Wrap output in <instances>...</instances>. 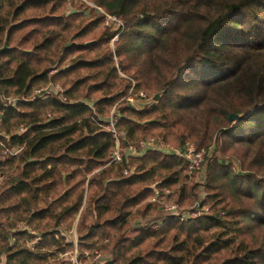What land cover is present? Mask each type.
<instances>
[{
    "label": "trees",
    "instance_id": "trees-1",
    "mask_svg": "<svg viewBox=\"0 0 264 264\" xmlns=\"http://www.w3.org/2000/svg\"><path fill=\"white\" fill-rule=\"evenodd\" d=\"M106 14L122 25L104 26ZM4 38L0 140L23 147L0 160V264H69L75 246L108 242L103 264H264V0H0ZM119 71L160 99L116 103L131 86ZM114 104L127 140L173 133L201 148L216 135L223 158L207 161L208 210L132 224L172 192L178 206L198 197L181 154L147 148L109 162L102 124Z\"/></svg>",
    "mask_w": 264,
    "mask_h": 264
},
{
    "label": "built area",
    "instance_id": "built-area-1",
    "mask_svg": "<svg viewBox=\"0 0 264 264\" xmlns=\"http://www.w3.org/2000/svg\"><path fill=\"white\" fill-rule=\"evenodd\" d=\"M101 10V9H100ZM107 19L106 22L112 21L116 26H121L122 21L119 18H116L115 16L106 14ZM50 85L47 86H41L38 88H34L33 90V96H36V94L40 93L41 91L47 90ZM53 87L60 89V86L55 83L53 84ZM141 96H144V93L141 92ZM32 96V97H33ZM65 99V97H63ZM125 98L132 100L133 97L130 95L125 96ZM2 99L9 105L15 107L17 105V101L23 100V97H16L12 95H2ZM115 105L110 110L108 116L105 118V123L102 124L105 129L109 130L112 133V136L114 138V148L110 152V159L109 162H121L123 159V156L125 153L134 154L143 148H154V149H160V150H166V151H174L173 146H170L169 144H166L162 139L158 138H141L137 142H133L131 140H127L125 138V133L123 130L116 127V122L119 119L118 115L115 114ZM48 116H51V113H48ZM20 130L23 129V127L19 128ZM123 140V141H122ZM123 142V144H122ZM23 147V144L15 145L11 144L6 141L0 140V160L16 155ZM177 153L183 155L187 161H188V168L189 170L194 168H199L201 165V162L204 159V152L202 149H199L197 147H194L192 144L187 143L181 147H179L176 150ZM124 173L127 174L128 170L125 169ZM165 196H167L171 190L169 188L165 189ZM158 197V193L151 196V200H156ZM162 209L164 212L171 213V214H177L180 216V218H184L188 215L190 210L182 211L180 210L179 206L173 202H164L162 204ZM201 209L208 210V207L206 205L200 206V200H196L193 205L192 209L193 212L195 209ZM93 255L94 260H100L102 257V254L99 250L94 249H84L82 253H79L77 250V247L75 246L73 250L69 251L67 255V260H69V264H85V256ZM62 256V254H60Z\"/></svg>",
    "mask_w": 264,
    "mask_h": 264
},
{
    "label": "rangeland",
    "instance_id": "rangeland-1",
    "mask_svg": "<svg viewBox=\"0 0 264 264\" xmlns=\"http://www.w3.org/2000/svg\"><path fill=\"white\" fill-rule=\"evenodd\" d=\"M77 6H78V4H76ZM70 6L69 5H67V11H70ZM103 23V25L105 26L107 23H109V29L110 30H112V29H115V24H113V23H111L110 21H108V22H106V20L105 21H103L102 22ZM115 25V26H114ZM99 31V29H98V27L97 28H94L91 32H89L85 37H83L84 39H87L88 41L87 42H90V40L89 39H91L93 36H95L96 34H97V32ZM117 36L118 35H114L113 37H112V39L110 40V42H109V44H110V46H111V48L113 47V43H114V41L117 39ZM117 65V64H116ZM119 74L121 75V76H123V77H125V78H129L130 79V82H131V86L129 87V89L127 90V92H126V94L122 97V98H120V100H118L116 103H118L119 102V104H121V100H123V101H125V102H128L129 104H131V105H133V106H136L137 108H144V107H147V106H149V104H151V101H155L152 97H153V95L155 94V93H157V92H159V91H157V92H155L152 96H149L148 95V91L147 90H144V89H137V88H135V86H134V82H135V80L132 78V76H129V75H127V74H124V73H122L121 71H119ZM59 84V83H58ZM161 91V90H160ZM141 92H143L144 93V96L142 97L141 95ZM161 94H162V91H161ZM161 94H160V97H161ZM127 95H130L131 97H133V99L132 100H130V99H127V98H125V96H127ZM160 97H159V99H160ZM158 99V100H159ZM157 100V101H158ZM156 102V101H155ZM124 103V102H123ZM122 103V104H123ZM115 105V107H116V104H114ZM113 105V106H114ZM113 106L111 107V109L113 108ZM110 109V110H111ZM232 121H234V120H232ZM151 137H154V138H158V139H162L166 144H169L170 146H173V150L174 151H168V152H173V153H177L176 152V150L179 148V147H181L180 145H177L174 141H173V137H174V134L173 133H167L166 134V136L165 137H162V136H160V135H155V134H151V135H147V136H145V137H142V136H140V137H138V138H136V139H133V140H131V141H133V142H137L139 139H141V138H151ZM187 143H190V144H192L194 147H197L194 143H192V142H186L185 144H187ZM184 144V145H185ZM183 146V145H182ZM144 149H147V148H143L142 150H140V151H138V152H136V153H134L133 155H137V154H141L142 152H143V150ZM199 149H202L203 150V152H204V159H203V161L201 162V165H200V167L199 168H194V169H191V170H189V168H188V166H187V169H188V171H187V174H188V177H187V179H186V181H192L194 184H195V189H196V192H197V196L196 197H198L197 199L198 200H200L202 197H204L205 196V180H206V165H207V161H208V158H210V157H213V156H216V157H218V158H223V155H222V152H221V150H220V144H219V140H218V138L216 137V135L215 136H213L212 137V139H211V142H210V144L209 145H207V146H204V147H201V148H199ZM179 154V153H178ZM183 156V155H182ZM184 157V156H183ZM185 158V157H184ZM186 159V158H185ZM187 160V159H186ZM226 162H228L229 164H230V166H231V168L233 169V171H239L240 170V166H239V164H240V162H239V160L236 158V157H234V156H229V157H227L226 159ZM187 164H188V161H187ZM259 178L261 179L262 178V176H259ZM1 180V179H0ZM169 189L171 190V192L174 190V188H172V187H169ZM172 195H173V192L171 193V195H169V198L167 197L165 200L166 201H164V202H172ZM196 197H195V199H196ZM151 198V197H150ZM194 201V200H193ZM192 204H193V202L191 203V204H188V205H186V206H183V205H181V206H179V208H180V210H182V211H185V209L186 210H190L191 209V207H192ZM158 209V211L157 212H159L158 214H155V216L157 215V217H155V216H153V217H155V218H153L152 216H150V215H143V216H141V215H138V214H133V217H132V224L133 225H137V224H141V223H143V222H146L148 219H150V220H156V218H157V220H160V218L164 215L163 214V209H162V207H159V208H157ZM161 212V213H160ZM77 219H78V216L76 217V219H75V221L73 222V224H72V235H73V238H74V240H76V228H75V225H76V221H77ZM30 230L31 231H34V229H32V228H30ZM70 233V232H69ZM68 237H69V235H68ZM101 243H103V242H101ZM105 243V242H104ZM110 248H111V245H110V243L108 242V243H106V245L104 246V247H100V248H98V247H96V248H91V250H94V249H97V250H99L100 252H101V254H102V257H101V259L100 260H94V258H93V255H88V256H85V264H103V263H105L110 257H111V253H110ZM59 256H61V255H59Z\"/></svg>",
    "mask_w": 264,
    "mask_h": 264
},
{
    "label": "water",
    "instance_id": "water-1",
    "mask_svg": "<svg viewBox=\"0 0 264 264\" xmlns=\"http://www.w3.org/2000/svg\"><path fill=\"white\" fill-rule=\"evenodd\" d=\"M7 47V44H6V38H4V40H3V44L0 46V52L2 51V50H4L5 48ZM160 94H161V91H159V92H157V93H155L154 95H153V99L155 100V101H157L158 99H159V97H160ZM239 117V115L238 114H235V113H230L229 114V120H235L236 118H238Z\"/></svg>",
    "mask_w": 264,
    "mask_h": 264
}]
</instances>
